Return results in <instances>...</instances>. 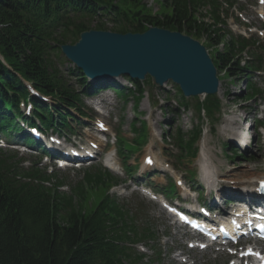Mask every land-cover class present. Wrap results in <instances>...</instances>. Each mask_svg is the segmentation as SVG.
<instances>
[{
  "label": "trees",
  "instance_id": "obj_1",
  "mask_svg": "<svg viewBox=\"0 0 264 264\" xmlns=\"http://www.w3.org/2000/svg\"><path fill=\"white\" fill-rule=\"evenodd\" d=\"M124 1L128 10L121 8L119 0H0V131L6 132L4 124H12L8 120L11 114L35 125L19 106L21 100L32 99L26 83L53 101L48 106L32 99L33 117L45 128L55 123L59 129V124L74 119L71 111L83 115V97L112 87L109 82L89 84L77 69L68 68L65 75L59 70L66 63L61 47L76 44L80 35L90 30L137 34L157 27L197 41L205 39L204 46L216 50L213 61L219 73L226 71L233 78L243 75L239 56L248 46L229 36L222 7L215 0H161L162 11L155 16L143 12L142 0ZM131 83L135 91L127 96L122 89H112L125 100L132 95L140 100L144 85ZM147 83L151 86L150 80ZM248 87L246 97L238 96V100H251L252 87ZM176 97L181 108L191 109L192 100L178 88ZM196 104V111L209 114L218 103L207 98ZM177 134L183 149L182 130ZM44 181L49 180L39 171L25 172L0 154V264L132 262L126 244L135 245L148 237L138 232L135 220L131 221L116 201L104 197L106 190L117 184L113 177L90 175L71 196L48 189ZM98 190L103 192L102 200L89 213V192Z\"/></svg>",
  "mask_w": 264,
  "mask_h": 264
},
{
  "label": "rangeland",
  "instance_id": "obj_2",
  "mask_svg": "<svg viewBox=\"0 0 264 264\" xmlns=\"http://www.w3.org/2000/svg\"><path fill=\"white\" fill-rule=\"evenodd\" d=\"M223 2L225 0H222ZM119 2L128 9V5L126 6L123 4L126 3L124 0H119ZM255 3L253 0H250L245 5V11L240 12L239 7L240 5H236V7L232 10L234 12V16L229 21L230 27L235 34H239L238 31L242 30L238 27L236 17L242 18V22H250V24L258 28L260 33H264V30L261 28V23L257 19V16L254 12L256 10ZM142 10L146 14H155L161 13L162 11V1L161 0H143L142 1ZM247 14V16H246ZM258 41H261V45L264 46V36H259L258 34L255 36ZM260 45V46H261ZM210 53L212 55L215 54V50L211 49ZM264 55V54H263ZM68 68H72V64L66 62L63 70L59 69L63 75H65L64 70H68ZM241 80L234 79H226L222 76V87L218 98L222 101V118H219L218 122H215V125L218 124L215 128L212 125V121L208 120L206 116L204 118H199L196 113L192 112H185L182 109H179V119L173 117V111H168L171 108L175 109L177 106L174 103V100L170 97L169 101H166V105L163 104L164 98H166L167 92L174 91V86L168 84L163 90L157 89L155 87H146L148 93L146 97L142 100H137V97L130 98L128 104H122V102L117 98L114 93L107 92L105 95L101 97L104 104H101L102 101L98 100L96 102H88L86 104L88 108L94 111V116L102 118V116H106L105 108H112V114L107 119L109 126L113 131H116L117 128L120 127V124L123 126L122 133L125 138L129 141L133 140L134 135L131 131L132 123L136 122V127L141 128L143 132V123H146V132L148 134L147 144L144 146L141 152L131 156V160L129 161V165L132 167L137 166L138 169L143 164V158L151 152L153 156H155L163 166L164 169L167 168V163L173 165L175 163L174 158H168L166 154H169V148L165 147L162 144V134L167 131L168 126L163 125L167 120H171L173 124V129L176 127H182L185 131V135H188L195 127H199L203 129V137L201 142L199 143L200 151L202 144L205 145L206 149L208 150L210 157L216 164L217 172L220 176V184L217 185L216 189L213 191L217 192L219 195L220 203L223 204L230 195L228 194H237L239 197H245V199H251L245 196L238 195L239 192L230 193V187L225 183V181L231 182L230 185L232 186L236 180H247V179H257L264 177V147L254 140L247 148L243 150H239L243 153L241 159H232L229 160L228 156L226 155L225 149H223L226 143L230 144V146L237 147V142L235 141V135H233L237 131H241L242 127H247L250 125L252 136H255V125L253 124L252 119L249 117H253L255 114L258 115L262 110L260 109V105L263 99L259 97L257 100L247 103L244 101H236L238 100L237 93L243 92L242 98L246 97V92L243 89V82ZM240 87V88H238ZM242 89V90H241ZM147 92V91H146ZM173 94V93H171ZM203 100V97H200ZM239 99V100H241ZM100 103V107L98 106ZM165 106V110L160 108L159 105ZM195 102H193V105ZM103 107V108H102ZM105 107V108H104ZM96 108V112H95ZM137 108V109H136ZM262 109H264L262 107ZM164 110V111H163ZM259 112V113H258ZM258 113V114H257ZM258 117H260L258 115ZM249 119V120H248ZM254 119V118H253ZM83 134H87L86 139L88 140V135H92L90 130L85 131ZM236 144V145H235ZM19 158L24 159H33L36 161L37 159L34 157L35 155L32 154H20L18 153ZM246 154V155H244ZM179 171L184 177H188L189 173L195 175L194 184H196L197 188H200L198 185H202V173L200 167L198 166V158L197 160H186L182 163L178 164ZM157 170H160L157 168ZM152 172V171H151ZM60 180H63L70 186V188H74V186L80 183L84 178V173L81 174L78 171L74 170H67L61 171L59 174L55 173ZM165 175L160 174L158 178L154 179V182L161 183ZM191 178V177H188ZM125 179V180H124ZM127 179V180H126ZM120 180V179H119ZM123 182V186L115 188L112 191V195L118 197L121 203H125L128 207L132 210L137 209L139 206H142L145 210V213L142 215L143 218L149 219L152 223L154 220V216L156 212L153 210V205L146 201L144 198L140 197L139 194L133 193L134 188V180L131 177L124 176L121 179ZM68 186V187H69ZM66 193H70L68 189L65 190ZM100 190L90 193L89 198L86 204V211L91 212L95 206L102 200ZM204 199H200V205H205L209 200V192H204ZM217 195V198H218ZM222 195V196H221ZM236 196V197H237ZM232 205L227 207L226 209L231 208ZM164 220L161 219L158 222V229L160 237L164 233H169V229L161 226ZM155 223V221H154ZM176 236L174 234H169L168 238H162L160 245H161V252H163V256L161 259L164 261H156L155 257L151 252H149L145 247H139V252H141L145 259L143 260V264H180L179 259H176L177 252H173L176 248L175 246H180L181 241L179 239L174 240ZM219 255L217 254H209V253H202L197 255L196 253H192V257L196 259V264H222L220 258L216 259ZM132 257V262H133ZM132 262H128L126 264H132ZM136 264H142V262H137Z\"/></svg>",
  "mask_w": 264,
  "mask_h": 264
},
{
  "label": "water",
  "instance_id": "obj_3",
  "mask_svg": "<svg viewBox=\"0 0 264 264\" xmlns=\"http://www.w3.org/2000/svg\"><path fill=\"white\" fill-rule=\"evenodd\" d=\"M61 50L91 80L124 75L144 81L149 76L159 88L173 82L187 98L214 95L219 87L207 50L181 33L159 28L125 35L89 31Z\"/></svg>",
  "mask_w": 264,
  "mask_h": 264
},
{
  "label": "bare ground",
  "instance_id": "obj_4",
  "mask_svg": "<svg viewBox=\"0 0 264 264\" xmlns=\"http://www.w3.org/2000/svg\"><path fill=\"white\" fill-rule=\"evenodd\" d=\"M263 13H264V8H263V11H261L260 15H262ZM250 127L251 126L248 125L247 127L244 128V130H248L249 131ZM249 134L251 135V132H249L248 135ZM239 136H241V135L237 134V137L239 139V140L237 139V141L238 142L241 141V140L243 141L244 140V139H242L243 137H239ZM238 142H237V147H236L238 150H243L244 148H247L249 146L248 145L247 147H240V146L238 147ZM242 144H246V142L242 143ZM233 147H230V151H232ZM147 157H149L151 159V162H152L153 165L156 164L155 168H159L160 165L158 164V161L156 160V158L154 156H150V154H149L148 156H145V158H147ZM144 159H143V161H144ZM198 166L200 167V170H201V173H202V180L207 183V187L208 188L212 189L214 187V185L218 181V178H217V175H216V166H215L212 158L210 157V155L208 153V150L206 149L204 144H203L202 150H201L200 155H199ZM148 167L149 166H147L146 164H143V166H142L143 172L151 170V169H148ZM260 180H264V177L261 178V179H258V180L247 179V180H245L243 182H240L241 186L239 188V191L241 193L245 194V195L253 194L254 191H255V188H256V184ZM181 192L185 196L189 195L188 190H181ZM222 213H226V211L222 210ZM208 220H209V218L206 219V222Z\"/></svg>",
  "mask_w": 264,
  "mask_h": 264
}]
</instances>
